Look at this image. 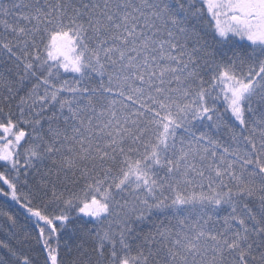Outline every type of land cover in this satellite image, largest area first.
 <instances>
[{
  "label": "snow or ice",
  "instance_id": "obj_1",
  "mask_svg": "<svg viewBox=\"0 0 264 264\" xmlns=\"http://www.w3.org/2000/svg\"><path fill=\"white\" fill-rule=\"evenodd\" d=\"M0 264H264V0H0Z\"/></svg>",
  "mask_w": 264,
  "mask_h": 264
}]
</instances>
